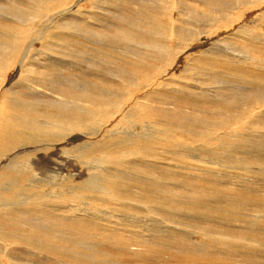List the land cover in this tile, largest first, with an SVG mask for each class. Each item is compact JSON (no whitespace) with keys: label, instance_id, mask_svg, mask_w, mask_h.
Listing matches in <instances>:
<instances>
[{"label":"bare ground","instance_id":"bare-ground-1","mask_svg":"<svg viewBox=\"0 0 264 264\" xmlns=\"http://www.w3.org/2000/svg\"><path fill=\"white\" fill-rule=\"evenodd\" d=\"M14 1L10 13L3 11L14 19L0 23L8 31L0 36V255H7L9 264L20 261L17 250L26 262L46 256L64 263V256L76 258L75 264H107L73 256L74 246L48 239L45 232L126 248L128 236L143 239L145 233L151 241L139 244L143 254L161 244L182 264H263L264 193L213 188L230 173L210 168L203 158L190 162L194 157L186 146L200 144L202 154H229L251 142L244 135L248 130L264 129V60L250 57L255 48L264 50V38L257 35L264 31V0H103L116 5L112 20L99 9L82 11L92 0ZM70 14L77 24L90 21L86 26L100 34L85 28L61 32L75 27L59 22L38 32L39 20ZM201 39L200 49H207L194 53ZM230 40L246 45L247 57L230 52ZM37 42L42 49L74 48L86 64L53 57L40 63L31 56ZM182 59L188 66L209 64L198 74L217 65L230 69L243 88L211 86V79L199 76V85L207 88L186 86L175 73ZM69 65L75 71L66 69L64 75ZM189 72L194 69L187 67L184 74ZM230 139H237L233 148ZM262 151L236 163L239 183L258 179L251 172L264 166ZM63 169L74 173L62 178ZM129 212L143 217L142 225L128 223ZM178 212L193 216L178 215L175 221ZM163 214L168 230L155 238L158 232L148 222ZM55 216L77 224L49 223ZM216 224L243 234L228 235ZM123 236L127 242L119 239ZM26 245L21 253L19 246ZM90 252L95 258V250Z\"/></svg>","mask_w":264,"mask_h":264},{"label":"rangeland","instance_id":"rangeland-1","mask_svg":"<svg viewBox=\"0 0 264 264\" xmlns=\"http://www.w3.org/2000/svg\"><path fill=\"white\" fill-rule=\"evenodd\" d=\"M2 1V2H1ZM9 2V3H8ZM15 1L14 0H0V23L3 21V22H8L7 20H11V19H14L13 18V15L12 14H8L7 12H9L10 13V9H11V7H10V5H12L13 3H14ZM96 2H97V4H96ZM8 4H9V6H8ZM113 4L114 3H110V2H107V1H103V0H92L91 2L90 1H87V2H85L84 4H83V6H82V11H84L86 14H88V13H90V12H92L93 13V11L94 10H96L97 12H99V10H100V14L102 13V16H105V18L106 19H110V20H112V17H115L114 16V14H116V11H117V9H115L116 8V5L115 6H113ZM13 5H16L15 3L13 4ZM192 5H194L193 3H192ZM18 6V5H17ZM97 6V7H96ZM118 6V5H117ZM7 7H10V8H7ZM24 8H26V7H24ZM101 8H105V11H103ZM2 9V10H1ZM99 9V10H98ZM6 10H8L7 12H3V11H6ZM102 11V12H101ZM113 13V14H112ZM5 14V15H4ZM7 14V15H6ZM3 18H2V17ZM8 16V17H7ZM92 17V16H91ZM108 17V18H107ZM187 16H185V18H186ZM60 18V20L61 21H58V19ZM103 18V17H102ZM7 19V20H6ZM51 19H53L52 21H51V23L49 22ZM6 20V21H5ZM45 20H47V21H45ZM44 21V22H43ZM46 22H48V23H46ZM55 22H59V23H61V25H68V26H73V27H75V28H69V29H67V31H65L66 30V28L65 29H63L61 32H75L76 34L77 33H79L78 32V30H80L81 32H83L85 29H89V30H92L91 28H88L87 26H86V23H89V22H87L86 21V19L85 20H83L82 22H80V23H76L75 22V17H74V15H67V16H62V17H51V18H44V19H42V20H39L38 21V25H39V27H38V32H39V30H43V29H47V28H50V27H52L53 26V24L55 23ZM91 23H93V21H91ZM48 24V25H47ZM50 25V26H49ZM95 26V25H94ZM47 27V28H46ZM0 28H1V30H0V36H4V35H8V31L7 32H5L6 30L5 29H2L3 27H1V25H0ZM85 28V29H84ZM97 27H94V29L92 30V31H90V32H94V30H95V32L96 33H99V31H101L100 29H96ZM74 29V30H73ZM76 29H78V30H76ZM181 30H183L182 28H180ZM179 29V30H180ZM4 30V31H3ZM83 30V31H82ZM184 31V30H183ZM258 31V33H257V35L258 36H260L262 39L264 38V31H260L259 29L257 30ZM103 32V34H108L109 32L108 31H106V30H103L102 31ZM261 32V33H260ZM6 33V34H5ZM115 32L114 31H112V34H114ZM260 33V34H259ZM71 35H72V33H70ZM100 34V33H99ZM46 40V41H45ZM44 41L45 42H47V43H50L51 41H50V38H45L44 39ZM44 42V43H45ZM38 43V42H37ZM35 43V44H33L34 46H32L31 47V56L33 57V58H36L37 60H39V62L40 63H44V59L47 57H49L48 59H50V58H56V59H60V58H62V59H65L66 61H67V63H72V62H77V61H79V60H77V56L79 55V54H76V53H73V52H75V50H73L72 49V51H70V50H67V49H62L61 51H57V50H55V49H53L52 47H51V45L50 44H46V49L44 48V49H42V47H41V45L38 43ZM44 43H43V45H44ZM52 43H54V41L52 42ZM205 43V40L204 39H201V40H199V42L195 45V49H197L194 53H198L200 50L201 51H205L207 48V46L205 47V49L204 48H201L200 49V47H202L203 46V44ZM232 43H233V45H232ZM27 44V43H26ZM236 44V45H235ZM30 44H28V46H29ZM56 45V44H55ZM244 44L242 43V42H234V41H232V40H230L229 41V43H228V45L226 46L227 47V49L230 51V52H232L234 55H241V56H245V57H247V50L246 49H244V46H246V45H244ZM59 46V45H58ZM242 46V47H241ZM40 47V48H39ZM230 47H232V48H230ZM236 47V48H235ZM35 48V49H34ZM51 49H53V51L51 50ZM199 49V50H198ZM49 50V51H48ZM255 50L256 51H254V52H250V57H258V58H260L259 60H264V50H262V48L259 46V49H256L255 48ZM245 51V52H244ZM51 52V53H50ZM257 52H259V53H257ZM252 53L254 54V55H252ZM41 54H44L45 56H42ZM62 54V55H61ZM256 54V55H255ZM260 54V55H259ZM47 55V56H46ZM30 56V57H31ZM72 57H75V58H72ZM42 59V60H41ZM69 59V60H68ZM73 60H75V61H73ZM31 61H33V60H31ZM27 62L29 63V64H31L32 62H30V60L28 59L25 63L27 64ZM80 62V64H83V65H85L86 64V62H85V60H84V62L82 63L81 61H79ZM184 63V64H183ZM25 64V65H26ZM75 64H77V65H79L78 64V62L77 63H75ZM24 65V66H25ZM178 66H180V67H178ZM177 66V68H176V71H175V73H176V75L179 77V76H183L182 78H180L179 79V81H181L183 84H186V86H195V87H200L201 85H199V83H200V81L201 80H199V79H196L198 76L200 77V78H202V79H204V78H209V79H211V81H210V84L209 85H211V86H215L216 85V82H221V83H226V84H231V85H228L229 87L231 86V88H233V89H235V90H237V91H241L242 90V88H243V86H241V85H239V81L240 80H235V79H238V78H236V74L237 73H232L231 71H228V70H230V69H225V68H223V67H221V66H219V65H217V66H215V67H212V69H206L205 71H207L205 74H198V71L199 70H201L202 71V68H209L210 66H209V64H203L202 66L201 65H199V64H194L193 66H188V64H187V59H182L181 61H180V63H179V65ZM192 68V69H194V73L193 72H189V74H188V76H186V74H184V71H185V69L186 68ZM75 68V67H74ZM235 68V67H234ZM34 69V68H33ZM66 69H70L73 73H74V69L72 68V66L71 65H69V66H67L66 68H64L63 69V74L64 75H68L69 73H68V71L66 70ZM75 69H77V68H75ZM204 69H203V71H204ZM35 70V69H34ZM180 71H182V72H180ZM204 73V72H203ZM15 74V73H14ZM14 74H11V78L14 76ZM239 74V73H238ZM191 75V76H190ZM195 75V76H194ZM201 75V76H200ZM218 75V76H217ZM240 75V74H239ZM225 80H224V79ZM222 80H224V81H222ZM233 82H235L234 84H233ZM194 83V84H193ZM196 84V85H195ZM215 84V85H214ZM236 84V85H235ZM232 85H234V86H232ZM208 86V85H207ZM221 86H225V84H222ZM201 87H203V86H201ZM205 87V86H204ZM203 87V88H204ZM174 88V85L172 84V85H170L169 86V88L168 89H173ZM205 88H207V87H205ZM15 90H17V91H19L20 93H22V94H24V95H26V91L22 88V87H15ZM211 90H213V89H211ZM215 90V89H214ZM244 135L247 137V136H249V139H251V142H249V143H247V144H245V145H243V146H241V147H238V149H237V151H230V153L229 154H226V153H224V152H222V151H217V152H215V153H212V154H210V153H204V154H202L201 153V151H200V146H198V145H200V144H196V145H187L186 146V148H187V150L188 151H191L189 154L190 155H192L191 157H194V158H192L191 159V161L190 162H194L195 163V161H199L200 159H201V161L204 159L206 162H208L209 164H208V166H210V168L211 167H215L219 172H226V174H223V175H227V174H229L230 173V175L233 177L235 174V176L232 178L231 176H228V178L227 177H225V176H223V177H221V178H219L218 180V184H219V186H216V187H213V188H215V189H222V190H225V189H227V190H232V191H235V192H245L246 194H248V193H250V194H252V195H254V194H256L258 191L259 192H262V193H264V166L261 168V169H259L258 171L256 170V169H254L253 170V172H251V173H253V175L254 174H259V176H257V178L258 179H256L255 177L256 176H253L255 179H256V181L254 180V183L253 182H251V184L250 183H239V180L238 179H236V177H238V176H241L240 175V173L242 172V170H240V169H237L236 168V163H238L240 160H241V158H243V157H245V155H251L253 152H256V151H262V152H264V129H259V130H255V129H251V130H248L246 133H244ZM230 141H232V142H230L229 144H228V147L229 148H233L232 147V145L234 144V143H236L237 142V139H230ZM215 146H217V145H215ZM226 146V145H225ZM218 147V146H217ZM261 148V149H260ZM191 149V150H190ZM254 150V151H253ZM198 151V152H197ZM192 152H193V154H192ZM225 154V155H224ZM264 155V154H263ZM202 156H204V157H202ZM255 156H257V155H255ZM203 158V159H202ZM209 161H212V162H214L215 164H212V163H210ZM212 166H211V165ZM48 166H49V164H48ZM239 167H241V165H238ZM256 167H259V166H256ZM49 168L50 169H52L50 166H49ZM260 168V167H259ZM55 169H57V168H55ZM53 170V169H52ZM238 170H239V173H238ZM62 173V175H61V177L63 178V177H65L66 176V173H74L73 172V170L71 169H69V170H67V169H63L62 171H61ZM244 172V171H243ZM49 174V173H48ZM196 174V173H195ZM242 174V173H241ZM194 177H197L198 179H201V180H206V181H209V178H205V177H202V176H196V175H194ZM60 178V177H59ZM57 179L58 180V182H60V179ZM222 179V180H221ZM200 180V181H201ZM62 182H64V181H61L60 183H62ZM237 182V183H236ZM257 182V183H256ZM179 184L181 183V182H178ZM223 183V184H222ZM225 183V184H224ZM173 184V183H172ZM229 184V185H228ZM253 184H254V186H256V187H254L253 186ZM261 184H263V185H261ZM225 185V186H224ZM240 185V186H239ZM245 186V187H244ZM182 187V186H181ZM181 187H175V188H181ZM58 190H60V189H58ZM249 190V191H248ZM256 191V192H255ZM48 193V192H47ZM49 194H51V192H49ZM110 212V211H109ZM179 214H176V216H175V221H178L179 219H181V217H178V215H181L183 218H188L189 216L190 217H192L193 215L192 214H187V213H183V212H178ZM184 214V215H183ZM130 215V216H129ZM253 215V214H252ZM126 216H128V217H126ZM163 216V217H162ZM125 217H126V220H127V222L129 223V221L130 222H132L133 220H136V221H138L139 223H141L140 221L141 220H144V218L143 217H141V218H139V216H136L135 214H133V213H130L129 212V214H127V215H125ZM131 217H132V219H131ZM146 217V220L145 221H147L149 218L147 217V216H145ZM157 218L158 219H156V217H155V219L153 220V222L151 223V222H148L150 225H153L154 227H153V229H154V233H157V235L156 234H154L153 233V235L155 236V238L157 237V236H160V233H164V232H167V228L165 227L166 225H164V224H166L167 223V217H166V214H163V215H157ZM254 218H256V217H254ZM129 220V221H128ZM158 220V221H157ZM200 220V219H199ZM203 220H205V219H203ZM202 220V221H203ZM56 221H60V222H62L61 224H77V220H75V221H73V223L72 222H68V221H65V220H60V219H58L56 216H55V218H53V219H50L49 220V223H55ZM175 221H173V223L175 222ZM202 221H200V222H202ZM68 222V223H67ZM186 222V221H185ZM160 223V224H159ZM168 224V223H167ZM206 224H208V225H206ZM140 225H142V223L141 224H139V226ZM149 225V226H150ZM197 225H202V226H204V227H209L211 224H209L208 222H204V223H199V222H197ZM56 226L58 227V224H56ZM216 226H217V224H216ZM66 227V226H65ZM218 227V226H217ZM148 228V227H147ZM183 228H185V229H187V231H189L188 232V236L190 237V238H192L194 241L196 240V238L194 237V235L192 234V232L189 230V228L187 227V226H183ZM227 228V229H226ZM232 228V229H231ZM162 229V230H161ZM218 230H220V231H222V232H224V233H228V235H230L229 233H232L231 235L232 236H236V237H238L239 238V236H240V234H243V233H241V231L242 230H240V229H238L237 227H229V230H228V227H223V226H220V229H219V227L217 228ZM231 229V230H230ZM9 230H13V229H9ZM237 230V231H236ZM240 230V231H239ZM14 231V230H13ZM15 232L16 233H19L18 231H16L15 230ZM235 232V233H234ZM23 233H25V232H23ZM23 233H19L20 235H23V236H26V235H24ZM46 233V237L48 238V239H50L51 238V240H53V241H56L57 243L58 242H60L62 245H67V244H69V245H71L72 247L74 246L75 248H76V250L78 249V250H80L79 252H77V251H75V248H73L74 249V252L72 253L73 254V256H80L81 254L82 255H86V259L88 258V259H90V262H98V261H101L102 263H105V261H108V263H109V261H110V264H182V263H180V262H178V260H176L175 258L173 259V257L170 255V254H168L169 253V250H168V248L166 247V246H164V245H158V244H156L155 246H156V251L154 252V253H152V254H143V253H140V252H138L140 249V247H139V244L141 243V242H143V241H151L150 239H149V236H150V234H145V233H142V236L144 235V236H146L145 238L144 237H142L143 239H140V238H134V237H130V236H128L127 238H132V240L129 242V247H122V246H118V245H116V244H112L111 243V241H108L107 243H103V244H100V243H96V242H92V243H95L94 245H90V244H92L89 240L87 241V240H84V239H78L77 237H74V238H72L70 235H66V236H64L63 234H57V232L56 231H54V230H48V231H46L45 232ZM235 234V235H234ZM238 234V235H237ZM63 235V236H62ZM152 235V237H154ZM87 236H88V234H87ZM63 237V238H62ZM125 236H123V237H121V238H119V239H123ZM133 239H135V240H133ZM139 239V240H138ZM199 240H200V237L198 238ZM197 239V241H199ZM202 239V238H201ZM27 241H29L30 239H26ZM83 240V241H82ZM123 240H125L126 242H127V239H126V237L123 239ZM65 241V242H64ZM39 242V241H38ZM63 242V243H62ZM200 242H203V241H200ZM85 243H87L88 245H90V246H87ZM147 243V242H146ZM237 243H241V244H243L244 242H237ZM74 244V245H73ZM260 244H263L261 241H260ZM28 245H26V246H19V248H21L20 250H21V253H24L25 251H26V247H27ZM90 247V248H89ZM248 247V246H247ZM80 248V249H79ZM86 248V249H85ZM91 248L93 249V250H95V254H96V257L94 258V255H92V254H90L91 252H90V250H91ZM130 248V249H129ZM248 249H249V247H248ZM3 251H5V250H3ZM7 252H11V250L9 249V250H6ZM35 251V250H34ZM149 251V250H148ZM17 256L18 257H20V258H22V256L20 255V253H18V250H17ZM35 253H37V251H35ZM260 253H262L263 254V257H264V251H261ZM38 255H39V253H37ZM26 255V254H25ZM24 257V256H23ZM46 256H41V258H40V256L39 257H35V256H32V258H33V261L35 262V263H33V262H26V258L24 257V258H22L23 260H21L20 258H18L20 261L18 262V264H75V263H77V259L75 258V259H71V258H69V257H64L63 256V258H62V261L64 262V263H61V261L58 259V260H55L54 258L52 259L51 257H46V258H48V259H46L45 258ZM100 259H99V258ZM42 259V260H41ZM52 259V260H51ZM79 259H81L82 260V258H79ZM25 260V261H24ZM50 260L52 261V262H50ZM104 260V261H103ZM261 259H259V261H260ZM10 258H8V256L7 255H5V256H3V255H0V264H9L10 263ZM73 261V262H72ZM38 262V263H37ZM44 262V263H43ZM107 263V264H108ZM263 264H264V261H263Z\"/></svg>","mask_w":264,"mask_h":264}]
</instances>
